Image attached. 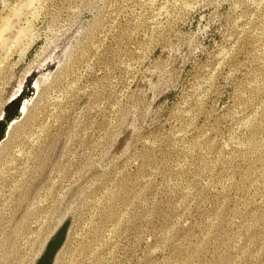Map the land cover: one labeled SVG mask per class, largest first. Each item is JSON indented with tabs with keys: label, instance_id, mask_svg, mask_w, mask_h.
Listing matches in <instances>:
<instances>
[{
	"label": "rangeland",
	"instance_id": "1",
	"mask_svg": "<svg viewBox=\"0 0 264 264\" xmlns=\"http://www.w3.org/2000/svg\"><path fill=\"white\" fill-rule=\"evenodd\" d=\"M31 70L0 264H264V0H0V118Z\"/></svg>",
	"mask_w": 264,
	"mask_h": 264
},
{
	"label": "water",
	"instance_id": "2",
	"mask_svg": "<svg viewBox=\"0 0 264 264\" xmlns=\"http://www.w3.org/2000/svg\"><path fill=\"white\" fill-rule=\"evenodd\" d=\"M52 70L55 65H52ZM40 76L39 71H33L27 78L23 86L22 93L15 99L8 102L2 117L0 118V145L8 136L11 126L20 120L25 112L23 110L24 102L27 101L26 110L36 95L35 81ZM70 221L66 220L60 228L56 231L50 241L47 243L46 248L37 260L36 264H53L58 252L63 247L68 237Z\"/></svg>",
	"mask_w": 264,
	"mask_h": 264
},
{
	"label": "bare ground",
	"instance_id": "3",
	"mask_svg": "<svg viewBox=\"0 0 264 264\" xmlns=\"http://www.w3.org/2000/svg\"><path fill=\"white\" fill-rule=\"evenodd\" d=\"M16 14L18 15V12H16ZM7 27H9V26H8L7 23H5V28H4V30H3L4 32H5V31H8V32H9L10 29H8ZM9 28H10V27H9ZM21 32H22V31H21ZM11 33H12V32H11ZM12 34H14V33H12ZM12 34H11V35H12ZM19 34H21V33H18V32H17V35H19ZM14 35H16V34H14ZM9 36H10V35H9ZM19 36H20V35H19ZM10 37H11V36H10ZM10 37H9V38H10ZM12 37H13V35H12ZM17 37H18V36H17ZM17 37L15 36V38H13V39L10 38V39H11V40H14V39H16ZM7 40H9V39H7ZM34 71H35V70H34ZM31 73H32V70H31L29 73H27V75L25 76L24 80L16 86V88L14 89V91L12 92V94H11L10 97H9V101L15 99L16 97H18V96L22 93L23 86H24V83H25V81H26V78H27ZM43 76H46V74H43L41 77L43 78ZM42 78L39 77V78L35 81L34 85H35V87H36V90L39 89ZM9 101H8V102H9ZM26 104H27V101H25V102H24V105H23V110H24V112L26 111Z\"/></svg>",
	"mask_w": 264,
	"mask_h": 264
}]
</instances>
